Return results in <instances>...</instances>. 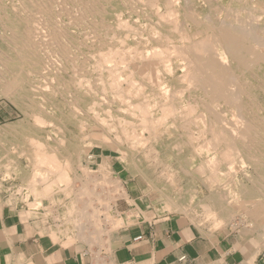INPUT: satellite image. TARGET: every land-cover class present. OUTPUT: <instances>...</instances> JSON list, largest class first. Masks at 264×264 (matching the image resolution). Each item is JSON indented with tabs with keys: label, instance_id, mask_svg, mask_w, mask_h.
<instances>
[{
	"label": "bare ground",
	"instance_id": "bare-ground-1",
	"mask_svg": "<svg viewBox=\"0 0 264 264\" xmlns=\"http://www.w3.org/2000/svg\"><path fill=\"white\" fill-rule=\"evenodd\" d=\"M7 2L0 5V88L23 119L0 127V173L22 178L23 190L15 191L29 218L42 199L65 196L68 227L54 225L52 243H101V214L110 228L120 224L109 205L115 193L125 196L120 183L105 194L90 195L84 183L73 189L71 152L84 153L94 141L134 170L151 143L187 176L194 163L209 188L195 206L212 227L229 221L243 200L264 203V0ZM96 156L88 153V163ZM100 158L98 173L107 176ZM20 159L30 173L17 167ZM238 163L251 166L250 185L213 191L222 167L228 173ZM159 190V211L185 210L175 193ZM14 202L0 204V213Z\"/></svg>",
	"mask_w": 264,
	"mask_h": 264
},
{
	"label": "rangeland",
	"instance_id": "rangeland-1",
	"mask_svg": "<svg viewBox=\"0 0 264 264\" xmlns=\"http://www.w3.org/2000/svg\"><path fill=\"white\" fill-rule=\"evenodd\" d=\"M0 1H1L0 5L3 6L2 8H8L7 0H0ZM256 7L257 6L255 5V8ZM0 92L3 93L2 88H0ZM1 93H0V127L7 125V124H15V123L19 122L20 120H22L23 116H22V113L20 112V109L11 101V99L9 97H7L4 93H3V95ZM91 131H92V129H90V128L87 129L84 132V135L86 136ZM60 135H62V133H56V136H60ZM150 145H147V147H145L142 150L138 160L136 161L137 163H135V165H137V167L140 170H134L133 168H130V167L127 168L126 165H124V163L118 159V156H119L118 153L112 152L106 147L102 149L100 147V145H98L95 141L92 143V145L87 147V150L84 153H80L78 155L76 152H73V151L71 152V154H72L71 157L73 158V160L75 159L74 160L75 164L71 163V165L73 166L72 169H74L72 171V173H73V175L77 176V179L73 180L74 191L77 190L78 187L80 188V186H82V184L84 183L85 185H87V187H86L87 191L88 190L90 191L93 189L91 192L88 191L90 193V195L96 194L99 192L102 194H105L107 189L113 190L115 188V185H116L115 182H118V184L120 183L119 185L121 186V188H123L126 197L125 196L120 197V196H118V193L117 194L115 193V195H114L115 197L109 201L110 202L109 205L111 206L110 211L112 210V218L119 219L122 223H124V225L120 226L118 228H117V226H115L114 228H117V229H114V228L112 229L109 227V225H107V223H105L104 220H106V219H104L105 216L103 217L104 214L103 215L101 214L100 215V219H101L100 228L103 229V232L100 235L101 236V240H100L101 243L96 242V245H95V242L91 241V240H90V243L84 242L82 240H78V241L74 240L73 244L70 246H63L59 243H57V245L64 247L68 250H74V249L81 250V251L85 250V251H88V253L90 255H95L97 257L100 256V258H101L102 255H104V253L106 254L108 252V246L107 245H109V241L115 236V234L119 230L124 228V226H126L127 224L131 223L130 216L134 215L132 208L135 207V211H139L138 207H141L142 209L147 207V209H146L147 211L151 210L153 208V206L151 205L152 202L150 201V195L156 196L157 194L155 191H157L159 193V191H160L159 189L164 187L165 189H167V193H169L168 194L169 196L172 195V193L176 194V196L178 197L179 203L183 206V208L185 210L184 211L180 210V212L179 211L178 212H176V211L175 212H172V211L161 212V211H159L158 215L180 216L183 218L185 223L193 224L196 227L203 229L204 231H207V232L209 231V232L214 233V234H219L221 236L226 237L230 241H234L238 237L239 238L243 237V240H245V241H250L253 244L256 242V243L260 244L259 247H264V209H263L264 203H263V200L261 197L251 198L250 200L247 201L248 203L244 200L241 201L243 203H241V204L238 203L239 206L237 208V211H235V213L231 216V218H229V221H228V219H226L225 220L226 222L224 221V223H220V225H216V226L213 225V227H212L210 220L207 221V219L206 220L201 219L199 209L197 206H195L198 203V201H200L201 198L202 199L206 198L209 195L208 194L209 188L207 187V185L204 183H201V180L194 175L193 170L195 169V164L192 163L191 165L188 166V171L190 170L189 172L191 175L189 174L187 176L181 170V167H177V165H175L176 161L173 158L169 159V158L165 157L160 152V149L158 146H155V148H153L154 144L151 146ZM74 153H76V154H74ZM88 153L90 155L91 154L95 155V156L97 155L95 157L94 162L88 163V159H87ZM99 154L102 155V157H106L108 165H109V169H111L110 170L111 173L107 176H103L100 172L98 173V171H99V165L98 164H100V162H101V158H100ZM18 161H19V165L17 167L20 166V168L22 170L24 169L26 172H29V173L31 172L30 171L31 169L25 160L20 159ZM76 161H78L77 164H76ZM78 164H79V166L85 167L87 173H85V174H84V172L81 173V170L78 169L79 168ZM21 165H22V167H21ZM27 169H28V171H27ZM93 170H95V171H93ZM221 170H222V172L220 174H223L222 176H224V177H223V179L222 178L219 179V181L216 183L213 191L221 193V195L222 194L225 195L227 189H231L233 192H236L240 185H244V186L250 185V179L249 178H251L252 168L249 164H239L238 163L237 166H235L233 169L229 170L228 173H226L227 169H225L224 167H222ZM140 171H141V173H140ZM137 172H139V173H137ZM11 174L10 175H4L3 173H0V198H1L0 204H1V206H3V204H4L3 202H7L8 200H11L13 202V200H15L14 204L12 203V206L10 204L7 207H4V209H2V212L0 213V215H1L0 218L2 217L3 212H5L7 209H13L16 207L18 209H22L23 207H25V210H28V209H26L27 205L24 204L21 201V199H19V197H22L21 194H23V193L21 192L20 195H19V193L18 194L16 193L17 188L24 187L25 183L22 182L23 181L22 178H20V176H18V175H15L14 172H11ZM99 174H101L102 176L100 175L101 176L100 177ZM87 176H89V177H87ZM104 177H106V178H104ZM252 177H254V176H252ZM86 178H88V179L86 180ZM185 178L186 179L189 178V180H186ZM230 178H232V179H230ZM251 179H253V178H251ZM76 180H77V182H76ZM94 180L95 181L97 180V184L95 183ZM110 180L112 182H110ZM87 181L90 183L87 184ZM98 181L99 182L101 181L102 183L100 182V184H99ZM192 181H194V182H192ZM104 182L107 183L108 185H106ZM150 182H152V183H150ZM101 184H105L106 186L105 185L100 186ZM202 184H203V186H202ZM235 184L238 187L234 186ZM95 185H97L98 187ZM10 186H11V188H10ZM99 186L101 187V189L99 188ZM186 186H190L191 187L190 189L193 190L191 193V197H193L191 200V203L189 202L190 199H188L186 197V193H185L186 192L185 190L187 188ZM221 187H222V189H220ZM15 189H16V191H15ZM20 189L23 190V188H20ZM234 189H236V191ZM102 190H104V191L106 190V191L103 193ZM94 191H95V193H94ZM102 194H101V198L104 197V195H102ZM160 195H161L160 198L155 197V199H154V202L156 201V204L159 207L161 206L160 200L163 199L162 194H160ZM92 197H93V195H92ZM78 198L79 197L77 196V199ZM85 198L86 197L83 198L84 202L87 200ZM237 198H238V196L234 197V199H237ZM16 199H18V201ZM29 201H32V199L29 198ZM66 201H67V199L65 198V196L62 193L56 194L54 196L53 203H50L48 201V199H42L41 204L39 206L33 208V211L36 213L35 217L33 219H29V220L37 221L39 226L45 227V230H46L47 226H49V228H52L54 230L56 227H57V229L59 228L60 230L68 227V225L66 224V220L64 219L65 216H63L64 212H65V208H66V203H67ZM194 202H196V203H194ZM257 202H259V203H257ZM48 203H50V204H48ZM93 204L94 205L96 204L95 197L93 198ZM76 205H77V207L82 206L80 203H77ZM63 206H65V208ZM54 210L57 212H63L64 211L63 215H57L55 213L51 214V212H54ZM44 211H49L50 215L49 216L45 215ZM240 221H241V223L239 224ZM42 222H43V224H41ZM221 224H222V226H221ZM54 225L56 227H54ZM231 225L234 229L231 227ZM251 225H253V226H251ZM255 227H257V228L254 229ZM87 228L89 230H92L93 226H91V228L87 226ZM106 230L107 231L110 230L108 232V235H106L104 233V231H106ZM103 239H104V242L102 241ZM259 247H258V249H259ZM92 252H94V253H92Z\"/></svg>",
	"mask_w": 264,
	"mask_h": 264
},
{
	"label": "crops",
	"instance_id": "crops-1",
	"mask_svg": "<svg viewBox=\"0 0 264 264\" xmlns=\"http://www.w3.org/2000/svg\"><path fill=\"white\" fill-rule=\"evenodd\" d=\"M155 192L156 196L150 195L153 208H132L131 223L115 234L101 258L57 245L73 242L52 243L48 237L51 228L45 230L29 220L33 218L25 207L7 209L0 218V264H264V247L259 243L243 237L230 241L185 223L180 216L158 215L154 199L161 195ZM123 225L120 221L117 228Z\"/></svg>",
	"mask_w": 264,
	"mask_h": 264
}]
</instances>
